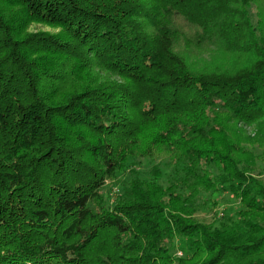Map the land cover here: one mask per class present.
I'll list each match as a JSON object with an SVG mask.
<instances>
[{
  "label": "trees",
  "instance_id": "trees-1",
  "mask_svg": "<svg viewBox=\"0 0 264 264\" xmlns=\"http://www.w3.org/2000/svg\"><path fill=\"white\" fill-rule=\"evenodd\" d=\"M19 4L63 32L19 39L0 18V264H264V179L247 144L264 140L261 3ZM173 18L197 28L188 52L209 44L242 64L197 70L174 51ZM60 88L78 91L62 100ZM235 124L259 138L243 144ZM135 159L168 161L174 178L130 170ZM120 174L130 178L113 190ZM224 192L237 221L200 220L205 195Z\"/></svg>",
  "mask_w": 264,
  "mask_h": 264
},
{
  "label": "rangeland",
  "instance_id": "rangeland-1",
  "mask_svg": "<svg viewBox=\"0 0 264 264\" xmlns=\"http://www.w3.org/2000/svg\"><path fill=\"white\" fill-rule=\"evenodd\" d=\"M260 6H263L264 8V0H258ZM146 8H149L147 5H145ZM152 11H154L152 9ZM250 15L252 17V20L256 23L257 22V11H261L259 7L252 6L250 9ZM0 18L6 23V25L10 28V30L14 33V36L16 38H25L26 36L31 35H53L58 36L63 32V29L59 27L52 26L50 24L38 22L35 20H32L28 14L25 12V10L21 7L19 4V0H0ZM2 21V23H3ZM4 27L6 26L3 23ZM170 26L173 27V30H175L173 37L175 38V45H174V51L181 55L184 59L186 58V62L188 64H197L196 66L199 67L197 70L202 69L201 67L204 66H212L213 64H223L225 67H228L232 64H242L241 60L239 59L237 61L236 57L234 59L232 58L231 53H226L225 49L221 47H215V46H208L201 44V46H196V48H191L189 52L187 51L188 46L194 45V41L198 39L197 34V28L190 26V24L186 21H178L176 19H171ZM185 46V47H184ZM198 51L199 55L193 56L194 51ZM37 55H39L37 53ZM185 56V57H184ZM228 63V64H227ZM112 78V81H116L120 83V85H128V81L121 79L120 77L116 75H109ZM108 76V77H109ZM107 77V76H106ZM44 85H48V82H45ZM79 87V85H78ZM71 89L69 91L65 89H57L55 93L57 95H60L61 99L64 100L67 98V95L64 93V90L68 92L69 95H72L75 91H78V89ZM82 89V87H81ZM80 89V90H81ZM211 115H216V112L208 111ZM221 116H219L221 119L226 121V123L230 124L227 117L224 113H220ZM234 129H237L239 131V136L242 138V143H245V140H248L252 138L253 140H257L259 137L256 136V127L255 126H247L244 124H235L234 126H231ZM151 139V135H149V132L146 131L144 134L143 142L147 143ZM249 148H253L255 150V154L258 155L260 158L257 161L255 171L253 173L260 175L262 179H264V140H261L259 142H254V144L247 143ZM145 147H141V149L137 150L136 153L140 154L142 151H144ZM159 154H157L158 157H169V154L162 148H159ZM137 157V156H136ZM166 159V158H161ZM131 169L137 172H140L143 176H148L150 174V171L155 167L159 166L163 175L164 179L162 180V184L166 185L167 183H170L172 181L173 177V169L169 166L168 161H157L152 162L148 159H135L130 162ZM132 177H135L133 175ZM151 179L153 177L149 176ZM128 175L120 174L119 179L120 181L116 180L112 182L113 190H116L120 186L127 183L129 180ZM112 190V191H113ZM105 192L108 193L109 190L106 188ZM211 198L213 201L209 204V207L207 209H204L202 213L199 214V219L204 221L207 224L215 225L219 227L221 223H234L237 221L238 218V212L241 209L240 202L229 192L220 193L217 195H210L209 197L205 195V198ZM210 200V199H209ZM216 203V205H214ZM182 251H179L177 255L182 256Z\"/></svg>",
  "mask_w": 264,
  "mask_h": 264
}]
</instances>
